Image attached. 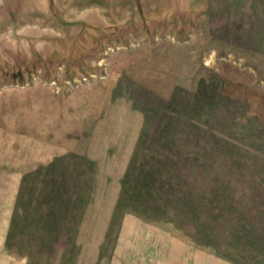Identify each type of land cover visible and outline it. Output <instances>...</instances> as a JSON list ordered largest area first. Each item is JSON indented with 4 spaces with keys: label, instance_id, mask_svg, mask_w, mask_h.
<instances>
[{
    "label": "rangeland",
    "instance_id": "rangeland-1",
    "mask_svg": "<svg viewBox=\"0 0 264 264\" xmlns=\"http://www.w3.org/2000/svg\"><path fill=\"white\" fill-rule=\"evenodd\" d=\"M0 264H264V0H0Z\"/></svg>",
    "mask_w": 264,
    "mask_h": 264
},
{
    "label": "crops",
    "instance_id": "crops-1",
    "mask_svg": "<svg viewBox=\"0 0 264 264\" xmlns=\"http://www.w3.org/2000/svg\"><path fill=\"white\" fill-rule=\"evenodd\" d=\"M3 1V3L4 2H6V4L9 2V1H11V0H2ZM19 1V3H21V0H18ZM129 134L132 136V135H135V136H137V134H138V131H137V128H134L133 130L130 128V132H129Z\"/></svg>",
    "mask_w": 264,
    "mask_h": 264
},
{
    "label": "trees",
    "instance_id": "trees-1",
    "mask_svg": "<svg viewBox=\"0 0 264 264\" xmlns=\"http://www.w3.org/2000/svg\"><path fill=\"white\" fill-rule=\"evenodd\" d=\"M246 184H247V183H246ZM247 190H248V191H251V192H256V191H258V189H257V190H256V189L254 190V188H252V189H247ZM247 190H246V191H247ZM253 190H254V191H253ZM244 191H245V190H244Z\"/></svg>",
    "mask_w": 264,
    "mask_h": 264
}]
</instances>
